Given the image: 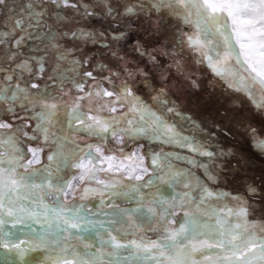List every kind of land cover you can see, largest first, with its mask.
Returning a JSON list of instances; mask_svg holds the SVG:
<instances>
[{
  "label": "snow or ice",
  "instance_id": "snow-or-ice-1",
  "mask_svg": "<svg viewBox=\"0 0 264 264\" xmlns=\"http://www.w3.org/2000/svg\"><path fill=\"white\" fill-rule=\"evenodd\" d=\"M0 253L264 264V0H0Z\"/></svg>",
  "mask_w": 264,
  "mask_h": 264
},
{
  "label": "rangeland",
  "instance_id": "rangeland-1",
  "mask_svg": "<svg viewBox=\"0 0 264 264\" xmlns=\"http://www.w3.org/2000/svg\"><path fill=\"white\" fill-rule=\"evenodd\" d=\"M164 63H167V60L165 59L163 61ZM185 65L188 67L189 72H192L194 75H196L203 84V88H204V92L200 93V94H188L187 97V104L184 105V103L182 104V102L180 101V97H178V93L177 91H181L180 89H178V87H176V84H179V82H181L182 78H177V77H173L172 79V90L169 89V93L172 96L173 99H176L179 103L180 109L182 111H187L189 114H191L193 116V118H200L201 114L197 113L195 111V107L196 104L195 102L200 100V97L203 96L204 94H206L207 92H213L216 93V90L219 89L221 87L220 81L213 79V76L210 72V70L204 68L203 66L200 65H194L192 64L191 60L186 59L184 61ZM153 72H155L156 74V79L157 82H160V77L163 75H167L168 74V70L167 68H163V69H153ZM187 91L189 92V90L187 89ZM185 95H187L185 93ZM192 107V108H190ZM187 134V132L185 133ZM197 135H203V134H197ZM165 150H176V151H181V152H185L186 150H180V149H171L169 147H165ZM204 159V158H201ZM101 178H105V174H101ZM229 190H233V189H229ZM21 240L24 241L25 238L22 236ZM4 255L3 253H0V256Z\"/></svg>",
  "mask_w": 264,
  "mask_h": 264
},
{
  "label": "trees",
  "instance_id": "trees-1",
  "mask_svg": "<svg viewBox=\"0 0 264 264\" xmlns=\"http://www.w3.org/2000/svg\"><path fill=\"white\" fill-rule=\"evenodd\" d=\"M154 73H155V72H154ZM172 86H173V84H169V85H168V89H171ZM175 86L178 87V89L181 90V91H177V93H178V97H180V99H181L180 101L182 102V104L184 103V105H186V104H187V97H188V94H192V93H190V92L187 91L186 86H185L182 82H179V84H176ZM171 90H172V89H171ZM185 93H186L187 95H185ZM195 104H196L195 111H196L197 113L201 114L200 109H199V101L195 102ZM190 108H192V107H190ZM260 163H261L260 161H257V164H258V165H259Z\"/></svg>",
  "mask_w": 264,
  "mask_h": 264
},
{
  "label": "flooded vegetation",
  "instance_id": "flooded-vegetation-1",
  "mask_svg": "<svg viewBox=\"0 0 264 264\" xmlns=\"http://www.w3.org/2000/svg\"><path fill=\"white\" fill-rule=\"evenodd\" d=\"M219 93V89L216 90V93L215 94H218Z\"/></svg>",
  "mask_w": 264,
  "mask_h": 264
}]
</instances>
